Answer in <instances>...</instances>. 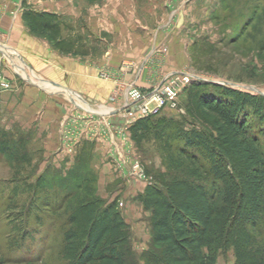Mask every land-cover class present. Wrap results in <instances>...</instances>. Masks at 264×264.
Wrapping results in <instances>:
<instances>
[{
  "label": "rangeland",
  "instance_id": "obj_1",
  "mask_svg": "<svg viewBox=\"0 0 264 264\" xmlns=\"http://www.w3.org/2000/svg\"><path fill=\"white\" fill-rule=\"evenodd\" d=\"M24 1L0 0V132L30 141L27 163L0 154V264H64L60 253L63 228L58 219L44 217L43 227L30 222L33 242L15 246L12 220L18 210L12 209L11 188L13 180L32 182L47 170L65 176L85 141L95 144L92 169L99 178L97 193L109 201L119 200L133 231L132 247L138 257L132 264H145L143 257L152 249L150 214L135 201L137 193L134 189L131 193L128 184L130 178L136 186L141 183L142 189L147 186L151 180L136 177L135 169L139 165L145 173L146 166L159 168L161 158L153 140L142 149L137 147L126 131L136 121L117 125L107 116L109 105L126 99L130 87L147 96L177 73L192 76L186 87L208 82L264 95V0H26L31 9L57 14L71 28L64 30L65 36L82 38L84 54L79 55L60 52L48 37L31 33L22 19ZM133 35L135 43L128 40ZM115 43L147 47L142 58L144 69L150 72L149 86L124 82L119 72L126 68L131 74L138 67L132 61L122 64L119 71L97 66V80L114 87L106 103L96 104L88 96L92 87L69 71L70 64L76 58L100 59ZM32 46L51 53L47 62H64L63 70L69 74L58 80L46 74L47 67L36 69L30 61ZM186 87L180 92L179 108L165 107L158 118L186 115L181 111ZM47 124L57 130L58 137L48 138L50 133L43 132ZM100 144L105 146L107 159L99 152ZM122 159L124 167L118 161ZM106 167L108 171L103 172ZM25 200L26 195L19 204ZM217 264H235L233 251L220 255Z\"/></svg>",
  "mask_w": 264,
  "mask_h": 264
},
{
  "label": "trees",
  "instance_id": "obj_2",
  "mask_svg": "<svg viewBox=\"0 0 264 264\" xmlns=\"http://www.w3.org/2000/svg\"><path fill=\"white\" fill-rule=\"evenodd\" d=\"M22 19L58 51L84 54L82 38L65 36L71 28L57 14L25 0ZM183 95L186 115L158 118L160 111L129 128L138 148L153 140L161 158V167L146 166L151 182L134 198L150 214L145 264H217L229 250L235 264H264V95L208 82H192ZM29 143L0 132V154L19 163L30 161ZM94 155L95 144L85 141L65 176L47 170L32 182L13 180L16 247L33 242L28 224L43 227L45 217L62 221L64 264L137 259L119 200L97 193Z\"/></svg>",
  "mask_w": 264,
  "mask_h": 264
},
{
  "label": "crops",
  "instance_id": "obj_3",
  "mask_svg": "<svg viewBox=\"0 0 264 264\" xmlns=\"http://www.w3.org/2000/svg\"><path fill=\"white\" fill-rule=\"evenodd\" d=\"M110 17L112 16L110 15ZM112 27L113 25L111 23L109 25V29L110 28L112 29ZM109 32H114V31L109 30ZM128 40L132 41V43H135L136 37L133 35L131 37H128ZM154 46H152V49L154 48ZM146 48H143V46H139L138 48L135 44H131L128 48L122 46V44H116V43L114 45L110 44L109 47L105 50L104 55L100 59H92L88 57L87 60H80L76 58V60H74L72 64H70L72 66V70L69 71L71 73H76L79 80H82L84 81L85 84L90 85V88L92 87L88 95L90 100L94 101L96 104L106 103L110 97L111 91L113 90L114 84L111 82H101L97 80L96 77L97 66L105 65L118 69L122 64L132 61L135 64H138V67L131 74H128L129 69L126 70V68L119 72L120 74H123L124 82L125 80L134 81L140 87H148L149 84L147 81L150 80L149 78L150 72L144 69L145 68L144 64H146V62L144 58H142L143 51H146ZM31 49H32L31 50L32 57L30 58V61L36 69L44 70V68L47 67L46 74L55 76V78H57L58 80L59 78H62L65 75L69 74L68 70H63L64 62H60L58 59H54L53 61H48V62L46 61L47 60L46 57H48V54L51 53L48 52L47 54L46 53L47 51H45V49L37 48V47L35 48V46H32ZM46 63H48L49 66L45 65ZM119 70L120 69H118V71ZM60 81H62V79ZM30 91H34V90H30ZM125 100L126 99L124 96L121 99L118 100L116 99L114 102L110 103L109 105L111 111L107 114V116H109L110 119L114 121L117 125H121L123 123L126 124L127 116L125 112L122 110V107L125 104ZM89 110L94 111V109H92L91 107ZM25 111L28 112L26 109ZM27 119H31V118L27 117ZM46 122L48 123L47 120ZM52 128L54 129L53 132L51 131ZM44 129L45 130H43V132L48 131L50 133L48 135V138L58 137L57 130L53 126L47 124L45 125ZM104 148L105 146L103 147V145L100 144L99 152L102 153L101 154L102 158L106 157L107 159V152ZM101 155L99 154V156ZM107 171L108 168L107 167L104 168L103 172H107ZM134 184L135 181L133 182L132 179L129 178L128 185L130 187L131 193H132V189H134L133 193H137V194L142 193L146 187L145 185L143 186L142 189L141 183H139L137 186L136 184L135 185ZM130 190L128 189L129 192Z\"/></svg>",
  "mask_w": 264,
  "mask_h": 264
},
{
  "label": "built area",
  "instance_id": "obj_4",
  "mask_svg": "<svg viewBox=\"0 0 264 264\" xmlns=\"http://www.w3.org/2000/svg\"><path fill=\"white\" fill-rule=\"evenodd\" d=\"M192 81V76L185 73H177L172 76V79L169 80L167 84L163 86L157 87L154 91H152L149 95L144 96L138 89L134 87H130L128 89L124 112L127 116V125L128 123H134L133 121H137L141 118H146L155 114H158L163 108L170 107L173 109H178V98L180 96V92L183 88L186 87ZM203 81V80H202ZM205 81V80H204ZM2 86H8L5 83H2ZM90 111V110H89ZM183 113H186L185 109H181ZM93 113V111H90ZM130 128L126 127V131ZM71 140H67V143H70ZM132 155V154H130ZM120 165L123 167L126 165V160L122 159L118 160ZM122 162V163H121ZM135 175L139 178H144L148 181L144 170L137 165L135 169ZM134 175V176H135ZM133 176V175H131Z\"/></svg>",
  "mask_w": 264,
  "mask_h": 264
},
{
  "label": "bare ground",
  "instance_id": "obj_5",
  "mask_svg": "<svg viewBox=\"0 0 264 264\" xmlns=\"http://www.w3.org/2000/svg\"><path fill=\"white\" fill-rule=\"evenodd\" d=\"M21 69H22V70L24 71V73L26 74V71H25V69H24L23 67H22Z\"/></svg>",
  "mask_w": 264,
  "mask_h": 264
}]
</instances>
